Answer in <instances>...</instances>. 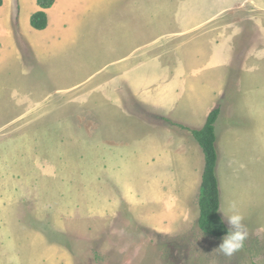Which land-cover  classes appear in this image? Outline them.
Here are the masks:
<instances>
[{"label": "rangeland", "instance_id": "374dc122", "mask_svg": "<svg viewBox=\"0 0 264 264\" xmlns=\"http://www.w3.org/2000/svg\"><path fill=\"white\" fill-rule=\"evenodd\" d=\"M73 32L68 47L40 43L36 53L26 38L4 47L0 121L17 122L0 141L9 257L32 264L55 245L68 264H264V57L237 42L241 33L264 39V0H94ZM125 57L146 92L178 95L209 78L226 89L212 88L219 213L235 202L248 231L231 257L197 227L203 156L191 135L126 93L109 101L121 72L114 62ZM200 105L185 115L189 126L178 124L194 128ZM7 182L18 187L9 196ZM77 241L97 257L74 254Z\"/></svg>", "mask_w": 264, "mask_h": 264}, {"label": "crops", "instance_id": "0c3cea01", "mask_svg": "<svg viewBox=\"0 0 264 264\" xmlns=\"http://www.w3.org/2000/svg\"><path fill=\"white\" fill-rule=\"evenodd\" d=\"M14 4L17 5V19H16V25H14L13 20V7ZM94 5V0H55L53 6L47 10H45L47 15V27L44 30L37 31L31 28L29 21L32 14L39 11L40 8L37 6L36 0H2V4L0 6V65L3 62L4 59V47L8 46L9 44L17 43L19 39L24 40L23 38H26L25 40L28 42L30 46L33 47L34 52L37 53V50L40 46V43H44V45H54L55 46H65L73 44L75 34L73 31L77 30L78 24H79V15L83 14L84 12L90 10ZM209 21H206L204 25H208ZM212 25V24H211ZM14 29L17 30V36L18 38H15ZM30 34V37L27 36V34ZM38 39L37 40V37ZM241 38L243 39L241 44H251L255 50V55L261 51V59L264 57V48L259 49L258 46H264V39H261L260 41H254L253 39L250 40L247 38L246 33H241V36L237 38V42H241ZM34 39V40H33ZM252 41V42H251ZM259 41V42H258ZM257 43V44H256ZM35 57V55H32ZM115 66L121 70L117 75L114 76V79L116 80L115 86L110 89V100H116L117 93H125L129 96L130 103L132 102L133 97L137 100L139 99L141 104L150 109H154L156 111L164 112L165 116L171 117L173 120H177L178 123L185 124L189 126L185 119H192L190 117L185 118V115L191 111L190 106L195 104H201L198 111L195 109V111L190 115L195 118L194 119V128H199L203 125L205 118L209 111L214 108V105L216 101L214 100V90L212 88H219L216 94H220L222 90H226L225 88H222V84L219 85V82H217L215 79L210 80L207 79V83L200 84L199 86L192 85V87L184 88V92L180 94H175L172 90L169 88L162 89V91L158 90H149L146 92L145 90H142L143 88H140L141 85L144 84L143 77L140 76L137 82L133 83V71L134 68H132L131 62H129L126 57L122 60L114 62ZM135 70H142V65L137 66ZM100 73H97L96 76H98ZM205 74V73H204ZM94 76V77H96ZM208 76V75H207ZM138 78V76L136 75ZM150 78V77H149ZM153 79V78H150ZM141 80V81H140ZM210 80V81H209ZM122 81V83H121ZM80 83V82H79ZM78 83V84H79ZM221 83V82H220ZM76 84V85H78ZM110 84V83H109ZM122 84V85H121ZM250 87L245 86V93H249L251 89ZM70 89L67 88L62 91H58L61 93H67ZM252 91H254L252 87ZM57 92V91H55ZM134 94V95H133ZM29 99V97H27ZM120 99V98H119ZM217 99V98H216ZM249 105L251 101L247 99ZM112 104V103H111ZM248 105V110L251 108ZM115 105L112 104L111 108L113 109ZM129 106L127 107V109ZM252 114H254L253 110ZM199 118H204L203 120L198 121ZM196 120V121H195ZM16 120L14 118L7 119L5 121H0V141L7 135V132L9 134L13 133L14 126H15ZM193 124V123H192ZM13 127V128H12ZM18 137H16L17 139ZM152 140V139H151ZM3 151V149H1ZM167 149H165L166 151ZM160 152V150H159ZM3 155V153L1 154ZM147 156V154L145 153ZM157 155V154H156ZM161 156H168L169 154L167 152L160 154ZM14 183L7 182L4 185V189L7 190L5 195L9 196L7 193L9 190H13ZM15 189H18V187H15ZM12 197V195H10ZM178 197V196H177ZM9 200V199H8ZM177 201V199L175 200ZM4 205V204H3ZM176 205V204H174ZM9 206L6 205V208H4V211L7 213L8 211H12L11 218L15 221L19 220V216H17V213L11 208L9 210ZM5 222L6 216H5ZM6 229V226L3 227V232ZM2 232V233H3ZM1 236V234H0ZM4 241H2V236L0 239V264H16V260H12L9 257V254H7L6 249H4V242L5 237H3ZM36 240L32 236V245L29 246L31 248V252H37V248L35 247ZM52 246V247H51ZM67 253L62 250L60 247H57L55 245H48V247H44V249L40 248V253L38 254V257L36 259H32V264H68L67 259Z\"/></svg>", "mask_w": 264, "mask_h": 264}, {"label": "trees", "instance_id": "16d2710c", "mask_svg": "<svg viewBox=\"0 0 264 264\" xmlns=\"http://www.w3.org/2000/svg\"><path fill=\"white\" fill-rule=\"evenodd\" d=\"M55 0H36L39 11L31 15L29 24L37 31L46 29L47 15L45 10L51 8ZM2 0H0V6ZM17 17V5H15ZM15 17V18H16ZM220 115V108L214 107L207 114L203 125L199 128H190L175 123L179 129L187 131L199 147L203 156L202 172L197 196L198 218L197 227L200 232L209 238L221 239L227 230V226L219 213V184L216 175L218 154L216 149L215 123ZM74 246V254H79L82 260L90 255L97 257L92 247L86 242L77 241ZM80 242V244H79Z\"/></svg>", "mask_w": 264, "mask_h": 264}, {"label": "clouds", "instance_id": "9594fccd", "mask_svg": "<svg viewBox=\"0 0 264 264\" xmlns=\"http://www.w3.org/2000/svg\"><path fill=\"white\" fill-rule=\"evenodd\" d=\"M228 212L221 211L223 221L228 227L225 234L221 238V242L217 249L225 256L231 257L244 247L247 239L248 231L244 223V216L239 211L235 202H231L228 206Z\"/></svg>", "mask_w": 264, "mask_h": 264}]
</instances>
